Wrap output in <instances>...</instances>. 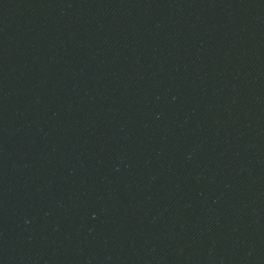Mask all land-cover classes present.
<instances>
[{"label": "water", "instance_id": "obj_1", "mask_svg": "<svg viewBox=\"0 0 264 264\" xmlns=\"http://www.w3.org/2000/svg\"><path fill=\"white\" fill-rule=\"evenodd\" d=\"M0 264H264V0H0Z\"/></svg>", "mask_w": 264, "mask_h": 264}]
</instances>
